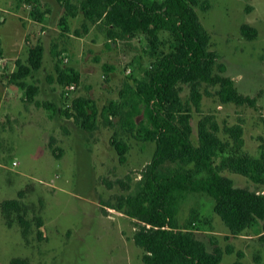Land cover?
Returning a JSON list of instances; mask_svg holds the SVG:
<instances>
[{
    "label": "rangeland",
    "instance_id": "1",
    "mask_svg": "<svg viewBox=\"0 0 264 264\" xmlns=\"http://www.w3.org/2000/svg\"><path fill=\"white\" fill-rule=\"evenodd\" d=\"M70 1L80 7L81 0ZM63 4L0 0V264L17 258L26 264H143V251L133 240L138 220L126 214V205L122 211L109 206L117 207L121 197L138 192L156 144L128 130L126 111L106 116L109 106L122 102L127 84L144 79L157 57L170 50L172 36L159 32L157 48L140 34L112 38L105 20L91 22L77 13L66 21ZM195 11L211 35L209 48L217 55L214 73L232 78L238 91L255 103H223L219 87L202 82L201 103L192 113V140L198 143V123L212 115L221 126L241 124L240 153L260 157L264 0H201ZM243 24L256 27L258 37L246 39ZM35 44L44 48L41 66L14 80L19 63L28 66L30 46ZM69 67L80 73L73 90L58 82V71ZM29 85L37 89L33 96L27 94ZM190 91L189 84L180 85L183 100L190 98ZM78 97L93 101L97 109L91 130L70 116ZM133 120L148 123L143 112ZM114 135L128 146L124 161L111 143ZM220 136L227 139L222 131ZM222 174L235 187L264 194V185L229 170ZM14 198L22 202L27 233L16 213L11 220L2 213L1 203ZM176 201L179 226L193 231L210 251L216 241L224 251L220 264H264L257 228L230 233L206 193H178Z\"/></svg>",
    "mask_w": 264,
    "mask_h": 264
},
{
    "label": "trees",
    "instance_id": "2",
    "mask_svg": "<svg viewBox=\"0 0 264 264\" xmlns=\"http://www.w3.org/2000/svg\"><path fill=\"white\" fill-rule=\"evenodd\" d=\"M200 2L81 0L80 7H77L70 0H63L65 20L76 17L77 13H82L91 22L105 20L112 38L140 34L152 48H157L161 41L159 32H168L172 36L170 50L157 57L144 79H134L133 84H127L121 93L122 102L109 106L106 116L107 119L113 115L121 116L126 111L124 123L128 130L136 132L138 138L156 144L138 192L121 197L117 207L108 205L119 211L126 205V214L138 220L133 240L143 251V264H220L223 260L224 251L216 241L210 251L193 231L179 226L176 194L183 192L210 195L215 201L214 211L230 233L238 235L257 228L259 240L264 244V194L235 187L233 181L222 174V171L229 170L264 185V153L260 157L240 153L244 146L242 125L221 126L212 115L199 121L198 143L192 140V113L193 108H199L201 103L199 87L202 82L218 86L223 103H255L254 99L238 91L232 78L214 73L217 55L209 48L211 35L195 11ZM61 24L66 26L64 19ZM241 33L248 40L259 35L258 29L249 24L241 26ZM43 53L42 45L30 46L28 66L19 63V71L12 74V78L28 76L31 69H38ZM219 67L220 72L225 71V66ZM58 73L59 84L78 85L80 73L76 69L63 68ZM181 84L191 87L188 100H183L180 95ZM36 92V87L28 86L29 96ZM71 109L70 116L79 125L88 130L94 128L97 109L93 101L78 97ZM142 112L148 123L137 124L133 118ZM221 131L227 139L220 136ZM111 143L120 160L124 161L127 144L116 135ZM1 210L8 220L16 213L24 232L29 231L20 199L4 200ZM227 252L232 253V250ZM11 263L26 264V261L17 258ZM235 264L242 263L237 261Z\"/></svg>",
    "mask_w": 264,
    "mask_h": 264
},
{
    "label": "built area",
    "instance_id": "3",
    "mask_svg": "<svg viewBox=\"0 0 264 264\" xmlns=\"http://www.w3.org/2000/svg\"><path fill=\"white\" fill-rule=\"evenodd\" d=\"M68 89H71V90L75 89V84L74 83L70 84Z\"/></svg>",
    "mask_w": 264,
    "mask_h": 264
}]
</instances>
